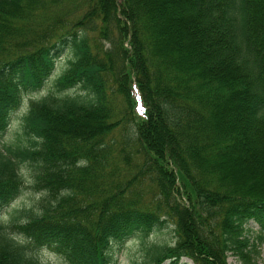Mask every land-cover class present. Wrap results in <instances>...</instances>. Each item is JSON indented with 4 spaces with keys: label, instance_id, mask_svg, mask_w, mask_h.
I'll use <instances>...</instances> for the list:
<instances>
[{
    "label": "trees",
    "instance_id": "obj_1",
    "mask_svg": "<svg viewBox=\"0 0 264 264\" xmlns=\"http://www.w3.org/2000/svg\"><path fill=\"white\" fill-rule=\"evenodd\" d=\"M66 49L0 144V212L24 162L41 193L0 221V264H112L133 237L145 264H264V0H0V140Z\"/></svg>",
    "mask_w": 264,
    "mask_h": 264
},
{
    "label": "rangeland",
    "instance_id": "obj_2",
    "mask_svg": "<svg viewBox=\"0 0 264 264\" xmlns=\"http://www.w3.org/2000/svg\"><path fill=\"white\" fill-rule=\"evenodd\" d=\"M182 39H184L183 41H187L186 37H182ZM70 57L71 51L69 49H66L61 56L56 58L54 63V70L43 88H41L39 91L23 94L20 107L10 113L9 125L1 137L0 144H26L21 127V118L28 108L30 99H35L42 95H45L48 90L51 89L54 79L61 74L63 69L66 67L67 59ZM75 93L83 94V91L78 90V88L69 91V94ZM258 164L262 165L261 159H258L257 162H253L252 164H250L248 168H250V170L256 167L258 168ZM20 172L23 176L24 188L13 201L2 208V211L0 212V221L2 222H8L11 214H13V211L15 210L33 208L37 200L41 196V193L33 189V170L29 162H24L21 164ZM246 172L250 173L249 170H247ZM251 225H253V229H257V226L255 224ZM173 240V225L170 224L162 229L156 230L154 233L148 236L145 240V243H172ZM39 254L41 259L49 264H68L61 256L55 253L43 251ZM145 255L146 252L142 241L138 237H133L129 240H126L122 244L115 243L113 245L112 264H145ZM261 257H264V244L261 246ZM227 261L229 264H241L232 255L228 256ZM163 264L170 263L166 261ZM178 264H193V262L188 258H183Z\"/></svg>",
    "mask_w": 264,
    "mask_h": 264
}]
</instances>
